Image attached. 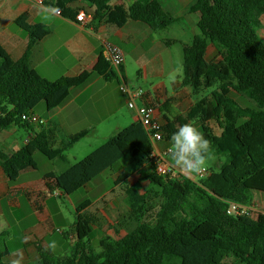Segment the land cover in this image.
Listing matches in <instances>:
<instances>
[{
    "label": "trees",
    "instance_id": "trees-1",
    "mask_svg": "<svg viewBox=\"0 0 264 264\" xmlns=\"http://www.w3.org/2000/svg\"><path fill=\"white\" fill-rule=\"evenodd\" d=\"M117 1L125 0H46V5L58 7L62 16L75 20L79 11L70 7L84 2L94 8L93 24L122 27L133 20L155 32L179 21L164 10L160 0H136L128 8L113 5ZM191 12L200 14L199 34L183 48V84L194 95L213 91L211 98L201 99L191 108L188 117L202 124L213 153L223 158L219 170L198 182L183 175H159L150 159L153 146L149 135L137 123L75 164H69L66 152L88 132L71 138L62 148H53L45 131L30 135L25 146L13 154L0 147V168L11 183L23 172L38 168L36 153L64 163L61 173L48 177L68 196L128 155L143 154L149 164L134 184L126 173L115 181L124 189L125 202L137 223L133 231L119 239L103 238L101 251H94L89 242L92 220L82 213L91 206L87 202L77 208L74 252L55 259L43 251L35 264H264V212L256 218L228 214L231 203L252 204L255 192L264 193V41L258 35L264 0H197ZM16 25L28 34L29 43L17 61L0 52V131L15 127L33 130L23 115L33 113L42 102L48 112L63 106L71 90L85 86L92 76L85 72L54 82L41 77L31 68L30 58L34 45L50 30L30 24L27 14L20 16ZM210 43L219 50L218 62L206 59ZM94 72L106 80L119 79L103 55ZM232 93L250 105L243 107L244 102ZM210 121L218 123L220 136L207 125ZM152 196L160 200L156 209L150 206ZM9 255L0 243V264H9L3 261Z\"/></svg>",
    "mask_w": 264,
    "mask_h": 264
},
{
    "label": "crops",
    "instance_id": "crops-1",
    "mask_svg": "<svg viewBox=\"0 0 264 264\" xmlns=\"http://www.w3.org/2000/svg\"><path fill=\"white\" fill-rule=\"evenodd\" d=\"M135 1H117L113 5L128 8ZM160 2L164 10L179 21L163 31L155 32L149 25L133 20H129L122 27L105 22L93 24L92 16L86 25L62 15H55L50 20H43L35 4L27 0H0V52L5 51L14 61L22 58L29 43V36L16 25V20L27 14L30 24H42L50 30V34L33 47L30 58V66L33 70L52 82L66 77H75L85 72L92 73L91 79L85 86L75 87L71 90L70 98L63 106L52 112H48L46 109L43 114H39L40 116L35 111L33 112L44 119L43 127L32 125L33 130L28 132V137L24 141L16 137L17 129L11 128L9 129L11 133L0 134V147L8 154H13L25 146L30 135L34 136L41 131L46 132L53 148L64 147L71 138L83 132H88V135L80 142L92 140L104 144L121 130L136 123V113L128 108L127 98L120 90L121 83L125 82L130 85L128 77L131 66L137 69L138 77L141 80L140 84L131 85V87L145 90L146 95L143 103L157 108L158 118L163 125L164 140L155 145L156 151L167 152L170 147L171 134L184 123L191 122L202 132V124L197 120H190L188 115L199 100L211 98L213 90L200 91L199 94L194 95L193 90L183 84V62L180 49L176 48L179 46L183 52L184 45L187 44H182L179 39L173 38L169 33L172 26L179 24L180 30L191 31L193 38L199 34L200 14L191 12V7L196 4L197 0H160ZM70 8L72 11L78 10V13L81 11L88 15L94 13V8L84 2L76 3ZM70 14L73 13L70 12ZM261 22L262 28L264 16L261 17ZM101 39L111 41L125 53L122 73L120 70L114 69L119 76L118 80H106L104 76L94 72L95 66L103 55ZM206 59L209 62H218L221 59L219 50L213 43H210L207 48ZM232 96L236 100L244 102L243 107L250 104L248 100L242 99L235 93H232ZM207 125L215 135H221L222 129L217 122L210 121ZM68 152H66V157L69 164H75L69 160ZM165 158L177 174L185 176L173 166L168 154ZM222 161L223 158L215 156L212 168L205 170L202 176L200 174L199 179L196 176L188 178L196 182L207 178L212 170H219ZM51 162L54 166L57 163H62L61 161ZM148 165V161L144 160L137 180L140 178V173L148 168ZM64 166L65 164L62 163L58 166L59 169L57 167L42 172L37 164V169L23 172L16 183L9 182L4 171L0 168V201L4 200L10 207L24 211V222L22 219L15 221L28 225L24 230L26 234L23 241L15 246H9L10 248L6 246L10 252L8 258L12 259V254L20 250L24 254L25 264H35L41 259V253L47 248L50 242L49 238L53 236V227L56 224L53 211L48 203L55 198L52 192L59 190L55 179L48 175L61 173ZM108 172L110 170L103 175ZM124 173L125 171L121 170L114 174V177L117 179ZM135 182L129 181L130 184ZM92 184V182L87 184L85 188ZM115 187L111 196H105L99 204L91 203V206L82 212L92 220V228L95 222L93 221L94 211L102 215L105 214L102 203L110 206L115 190L122 188L121 185ZM261 202L264 208V201ZM253 203L257 204V199L253 198ZM2 212L0 208V217ZM129 212L131 213L130 209ZM28 217H34L35 220L29 223ZM0 237L10 240L8 230L3 228L1 222ZM73 237L75 234L70 236L71 239H74ZM56 244L57 249L63 242L57 239ZM46 252L54 253V251Z\"/></svg>",
    "mask_w": 264,
    "mask_h": 264
},
{
    "label": "rangeland",
    "instance_id": "rangeland-1",
    "mask_svg": "<svg viewBox=\"0 0 264 264\" xmlns=\"http://www.w3.org/2000/svg\"><path fill=\"white\" fill-rule=\"evenodd\" d=\"M170 29V35L173 36V38L179 39L182 44L189 45L192 43L193 33L191 31H181L179 24L172 26V28ZM258 35L260 36L261 40L264 41V26L258 30ZM176 49H180L181 61L183 62L184 59L182 48L177 46ZM128 79V83L130 84V86L141 83V80L138 77V71L133 66L130 67ZM44 111H46V105L44 102H42L36 107L35 112L39 115L43 114ZM15 129H17L16 137L21 138L23 141L27 139L29 131L26 128L15 127ZM9 133H11V130L0 131V134ZM102 144L103 143L95 142L92 140L80 142L68 152V158L71 163L79 162L80 160L84 159L92 152H94ZM34 158L42 172H45V170L55 169L58 166L62 165V163L59 164L56 162L57 164H55L54 166L49 159H47L40 153H36ZM143 163V154H139L138 156L128 155L120 162H118L113 167V169L110 170V172L95 179L94 182H92V186L88 188H82L77 192L71 194L70 196H66L61 190L52 192L55 198L50 200L48 204L53 211L56 224L53 227V236L49 238V241H53L55 239L54 241L57 242V239H59L63 242V244L60 245V247H58L52 254L55 259L70 256L74 252L76 237H73L74 239H71L70 236L75 234L74 224L76 222L77 208L81 207L87 202L99 204L102 202V198H104L105 196H111L112 191L114 190V188H116V178L114 177V174L120 172L121 170H124L125 173L130 177V182H135L138 178L139 170H141L143 167ZM64 168H66V165L64 166ZM211 168L212 162L208 165L206 170H210ZM173 173L175 174V176L180 175L175 172ZM196 178L199 179L200 176H196ZM112 197L113 198H111L112 201L110 203V206L104 205V202L102 203L105 214H99L97 211H94L95 213L93 214V221H95L93 223L94 231L89 242L91 245L90 247L96 252L101 251L99 243L103 238H122L127 233L133 231L137 226L135 218L129 212V208L125 202L126 195L124 190L121 187L117 188L115 190L114 196ZM253 198L257 199V204H252L258 209V213H263L264 208L262 207L261 201H264V193L255 192L253 194ZM159 203V199L154 196L151 197V207L156 209ZM0 208L3 211L1 213L0 222L3 225V228H6L8 230V234L10 235V240L9 238H1L0 243L3 248H6V246H15L19 242L23 241L24 235L26 234L24 230L28 225L23 223L25 212L18 211V209L10 207L4 200L0 201ZM18 219L23 220L22 224L16 223L17 221L15 220ZM34 220V217L27 218V221H29V223H32ZM63 235H66V237L64 238ZM10 260V258H6L3 261L9 263Z\"/></svg>",
    "mask_w": 264,
    "mask_h": 264
},
{
    "label": "built area",
    "instance_id": "built-area-1",
    "mask_svg": "<svg viewBox=\"0 0 264 264\" xmlns=\"http://www.w3.org/2000/svg\"><path fill=\"white\" fill-rule=\"evenodd\" d=\"M36 5L37 0H27ZM43 3L46 5V0H43ZM61 16L60 14H58ZM91 19V15H88L86 12L81 11L77 17L76 21L83 25H86ZM103 46V56L110 63V65L117 70H120L125 64V53L124 51L107 39H101ZM120 90L127 98V106L131 111L136 113L135 122L141 124L146 132L149 135L150 142L153 146V152L150 156L151 161L155 164L156 171L159 175H174L175 172L167 162L165 153H160L155 150V145L163 142V125L160 122L157 115V108L153 105L143 103V99L146 95L145 90L142 88H134L123 82L120 85ZM24 122L29 123L30 125L43 127L45 124L44 119L39 117L34 113L25 114L22 116ZM176 173V172H175ZM204 174L201 173V176ZM228 214L237 215L242 217L256 218L258 216V209L253 204H240V203H231L228 210Z\"/></svg>",
    "mask_w": 264,
    "mask_h": 264
},
{
    "label": "clouds",
    "instance_id": "clouds-1",
    "mask_svg": "<svg viewBox=\"0 0 264 264\" xmlns=\"http://www.w3.org/2000/svg\"><path fill=\"white\" fill-rule=\"evenodd\" d=\"M41 13L43 20H50L60 14L61 9L37 0L35 5ZM168 155L173 166L186 177L199 176L215 159L211 141L191 122L179 126L170 136ZM56 241H50L45 251H55ZM9 264H25L22 251L17 250L12 254Z\"/></svg>",
    "mask_w": 264,
    "mask_h": 264
}]
</instances>
